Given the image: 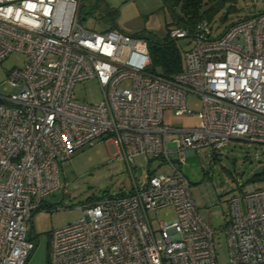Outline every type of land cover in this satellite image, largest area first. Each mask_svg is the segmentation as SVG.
Instances as JSON below:
<instances>
[{
	"label": "built area",
	"instance_id": "built-area-1",
	"mask_svg": "<svg viewBox=\"0 0 264 264\" xmlns=\"http://www.w3.org/2000/svg\"><path fill=\"white\" fill-rule=\"evenodd\" d=\"M79 2L0 0V62L25 55L8 71L10 91L0 92V264H25L29 221L59 187L60 166L97 141L114 144L132 188L82 203L79 219L53 229L48 264H219L213 231L171 154L181 165L189 150H221L235 138L264 144V11L217 36L206 19L191 35L173 27L170 36L190 44L182 71L166 78L148 71L144 38L87 29ZM89 79L103 92L95 103L73 97ZM188 93L201 99L200 125H165L164 109L195 113ZM156 158L168 173L149 170ZM227 203L226 264H264V186L242 183ZM163 207L174 217L154 226L150 213Z\"/></svg>",
	"mask_w": 264,
	"mask_h": 264
},
{
	"label": "rangeland",
	"instance_id": "rangeland-1",
	"mask_svg": "<svg viewBox=\"0 0 264 264\" xmlns=\"http://www.w3.org/2000/svg\"><path fill=\"white\" fill-rule=\"evenodd\" d=\"M229 9L228 18L223 22L219 15ZM264 11V0H224L221 10L209 21L212 36L221 34L224 27L238 19ZM79 18L84 27L93 31L118 29L126 33H136L147 41L162 40L166 35V22H173L172 11L163 0H80ZM84 17V19H83ZM183 50L189 46L188 38H177ZM25 55L12 51L0 62V92L8 93V71L21 67ZM122 85H129L125 81ZM73 97L86 103L102 99L103 92L96 79L77 82ZM186 103L195 113L175 114V110H163L165 125L190 127L200 125L201 99L188 93ZM173 147L172 143L168 145ZM116 148L109 141H97L78 150L59 169V187L47 196L45 204L32 214L29 221L33 247L25 264H48L50 235L53 229L64 226L81 217L79 206L94 197L127 193L132 188V178L123 161L115 158ZM176 166L191 184L192 195L199 212L213 231V241L217 262H228V250L224 232L225 216L228 214L227 198L236 186L242 183H255L264 186V144L250 142L243 138L230 140L221 150L210 146L189 150L185 161L179 165L175 154H171ZM136 169L141 172L145 164L144 155L135 157ZM156 174L169 172V165L159 158L148 167ZM218 200L216 202L215 200ZM152 224L174 217L171 207H163L151 212Z\"/></svg>",
	"mask_w": 264,
	"mask_h": 264
},
{
	"label": "trees",
	"instance_id": "trees-1",
	"mask_svg": "<svg viewBox=\"0 0 264 264\" xmlns=\"http://www.w3.org/2000/svg\"><path fill=\"white\" fill-rule=\"evenodd\" d=\"M163 1L166 2V5L172 11L174 20L173 22L165 23L167 31L162 40L151 39L147 41V48L150 57V64L147 69L148 71L163 77L172 78L183 69L184 50L178 45L176 41L177 38L170 36V30L173 27H180L187 30L188 35L193 34L201 19L210 21L221 10L224 0ZM229 9H231V7L229 8L228 6L227 10L219 15V18L223 22L228 18L230 12ZM227 26H225L224 29ZM132 34L137 35L136 33ZM119 194H124V192H120ZM96 198L97 197L91 199ZM44 204H42V206Z\"/></svg>",
	"mask_w": 264,
	"mask_h": 264
},
{
	"label": "water",
	"instance_id": "water-1",
	"mask_svg": "<svg viewBox=\"0 0 264 264\" xmlns=\"http://www.w3.org/2000/svg\"><path fill=\"white\" fill-rule=\"evenodd\" d=\"M28 234H29V235L31 234V230L28 231Z\"/></svg>",
	"mask_w": 264,
	"mask_h": 264
}]
</instances>
